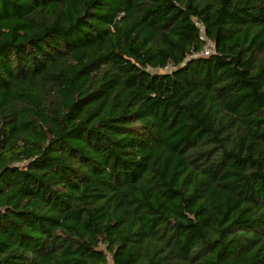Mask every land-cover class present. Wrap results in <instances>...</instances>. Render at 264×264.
I'll list each match as a JSON object with an SVG mask.
<instances>
[{"label": "trees", "instance_id": "1", "mask_svg": "<svg viewBox=\"0 0 264 264\" xmlns=\"http://www.w3.org/2000/svg\"><path fill=\"white\" fill-rule=\"evenodd\" d=\"M0 264H264V0H0Z\"/></svg>", "mask_w": 264, "mask_h": 264}, {"label": "built area", "instance_id": "2", "mask_svg": "<svg viewBox=\"0 0 264 264\" xmlns=\"http://www.w3.org/2000/svg\"><path fill=\"white\" fill-rule=\"evenodd\" d=\"M212 45H206L204 50L201 52V54H209L212 51ZM199 54H196L195 56H197Z\"/></svg>", "mask_w": 264, "mask_h": 264}, {"label": "rangeland", "instance_id": "3", "mask_svg": "<svg viewBox=\"0 0 264 264\" xmlns=\"http://www.w3.org/2000/svg\"><path fill=\"white\" fill-rule=\"evenodd\" d=\"M211 44V43H210Z\"/></svg>", "mask_w": 264, "mask_h": 264}]
</instances>
